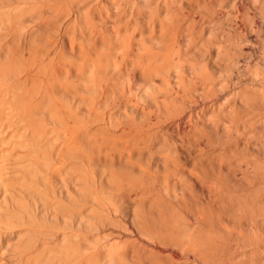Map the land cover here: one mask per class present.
Returning a JSON list of instances; mask_svg holds the SVG:
<instances>
[{
  "label": "bare ground",
  "instance_id": "1",
  "mask_svg": "<svg viewBox=\"0 0 264 264\" xmlns=\"http://www.w3.org/2000/svg\"><path fill=\"white\" fill-rule=\"evenodd\" d=\"M225 1L0 0V264H264V0Z\"/></svg>",
  "mask_w": 264,
  "mask_h": 264
},
{
  "label": "rangeland",
  "instance_id": "2",
  "mask_svg": "<svg viewBox=\"0 0 264 264\" xmlns=\"http://www.w3.org/2000/svg\"><path fill=\"white\" fill-rule=\"evenodd\" d=\"M228 1L230 2V0H228ZM250 1H251V0H250ZM250 1L248 0L249 3L247 2V9H248V7H249V10H251V15H252V12H255V11L252 10V9H250V8H253V7L250 6V5H252V3H253L254 1L252 0V1H251L252 3H251ZM226 2H227V0H226L225 3H224L225 5L223 4V5H224V8H225V9H224V8H223V9H224L225 12H226V10H227V11H230V9H231L232 7H233V8L235 7V6H232V5H231L233 1L230 2L231 4L228 3L230 6H229ZM248 4H250V5H248ZM227 5H228L229 7H231V6H232V7L228 10V9H226V8L228 7ZM238 5H240V8H241L243 11H242L241 9H240V10H241L242 12H244L245 10H244L243 6H242L241 4H239V3H238ZM238 5H237V7H239ZM226 6H227V7H226ZM229 7H228V8H229ZM249 10H248V13L250 14V11H249ZM249 14H247L248 17H249ZM255 17H256V16H255ZM250 18H251V17H250ZM250 18H246V20H248V19H250ZM210 19H212V17H210ZM210 19H209L208 21H209V22H210V21L213 22V19H212V20H210ZM240 19L243 21L245 18L240 17ZM257 19H258V20H257ZM257 19H256V18L254 19V18L252 17V19H250V20H248V21L251 22L252 20H255V21L257 20V21H256V22L258 23L257 25H260V27H262V30H263V29H264V25H262V24H263L264 22H262V21H264V18H257ZM261 19H263V20H261ZM246 20H244L245 22L243 21L245 24L247 23ZM205 21H207V19H206ZM208 21H207V22H208ZM260 21H261V22H260ZM207 22H206L207 27H209V26H210V27H211V26L214 27V24H213L214 22H213V23L210 22V24H209V22H208V23H207ZM256 22H254V21L252 22V23L255 24V25H254L255 28L257 27ZM259 22H260L261 24H259ZM212 24H213V25H212ZM208 25H209V26H208ZM246 25H247V24H246ZM234 26H235V25H233V27H234ZM237 27H238V26H236V28H237ZM245 27H247V26H245ZM258 27H259V26H258ZM258 27L256 28L257 30H258ZM260 27H259V30L257 31L258 33L256 32L257 34H260V32L262 31V30L260 31V29H261ZM234 28H235V27H234ZM236 28H235V29L232 28V30H234V31L231 30V31H232L231 33H232V34H233V32L236 31ZM210 29H211V28H210ZM237 29L240 30L239 27H238ZM241 31H242V32H241ZM241 31H238V32L243 33L244 30H241ZM246 31H247V30H246ZM236 32H237V31H236ZM263 32H264V31H262V33H263ZM56 34H58V35H56ZM61 34H62V33H61ZM61 34H59V33H55V35H54L55 37H54V38L52 37V36H53V35H52L51 37H52L53 39H51V41H53V40L56 39V38H57V40H60V39L62 40V37L59 36V35H61ZM207 34H208V33H207ZM243 34L245 35L246 33L244 32ZM243 34H240V33L238 34V33H237V37H235L236 35H235V33H234V36L232 35L231 38H232L233 42L237 40L236 43L234 42L235 44H234V43L232 44V46H233L232 48H233V49H234V47H236V48H237V47H240L241 44L243 45V46L240 47L241 49H239V50H240V52H244L245 54H244V53H239V54L236 53V52H238V50H237L238 48H237V49H236V52H235V56H236V57H234V58H235V61L237 62V61H238V58L241 57V58H239V61H238L239 63H238V64H241L242 67H243V69H244V66H245V67L247 66V62H246L247 59H249V60H248V61H250L249 63L252 64V67H254V65L256 64L255 62H256L257 60H260V59H258V58H262V56H263L262 53H264V49H263V48H264V46H263V44H264V43H263V42H264V38H263V37H264V34H263V35H262V34L259 35V36H261V37L263 38V39H262V38L260 37V38H261V42L259 41L260 38H258V39H257V38H256V39L254 38V41H253V40H248V41H247V40H246L247 34H246V37H245ZM240 35H242V36H240ZM56 36H57V37H56ZM207 36H210V35L208 34ZM207 36H205V37L208 38ZM238 36L241 38V40H243L244 43H243V42H242V43L239 42V41H241V40H240V38H238ZM243 36H244L245 38H243ZM210 37H212V36H210ZM234 37L236 38V40L233 39ZM58 38H59V39H58ZM242 38H243V39H242ZM238 39H239V40H238ZM244 39H245L246 41H245ZM61 40H60V42H61ZM249 41H252V42L247 43V42H249ZM53 42H55V40H54ZM60 42H59V43H60ZM255 42H256L257 45H258L259 42H260L261 44L263 43V44H262V47H263V48H261V49H263V50L260 49L261 44L259 45V47H257V45L255 44ZM257 42H258V43H257ZM51 43H52V42H51ZM238 43H239L240 45H239ZM253 43H254L255 46L259 49V51H258V49L255 48V46L253 45ZM52 44H53V43H52ZM54 44H57V42L54 43ZM245 44H246V46L244 47ZM247 44H248V46H250L251 49H250L249 47H247ZM250 44H251V45H250ZM235 45H238V46H235ZM242 47H243V49H242ZM246 48H247L248 50H247ZM253 48H254V49H253ZM252 49H253V50L256 49V50L253 51ZM234 50H235V49H234ZM241 50H243V51H241ZM260 50H261V51H260ZM247 51H248V53H247ZM252 51H253V52H252ZM258 53H260V54H259V55H256V54H258ZM197 55H199V54H197ZM239 55H240V56H239ZM250 55H251V56H250ZM238 56H239V57H238ZM246 56H247V57H246ZM251 57H252V58H251ZM196 60L199 61V57H198ZM242 60H243V61H242ZM251 60H252V61H251ZM198 61H195V63L198 62ZM200 61H201V59H200ZM240 61H241L242 63H241ZM244 62H245V63H244ZM254 63H255V64H254ZM258 63H259V62L257 61V64H258ZM197 64H198V63H197ZM201 64H202V62H200L199 65H201ZM257 64H256V65H257ZM241 65H239V66L241 67ZM243 65H244V66H243ZM223 66H224V65H223ZM250 66H251V65H250ZM257 66H258V65H257ZM257 66H256L255 68H258ZM242 67H241V68H242ZM224 68H225V69H224ZM241 68H239V72H237L238 74L240 73L239 75L236 73V70H234V72L236 73V76H238L239 79H238L235 75H234V78H232V77H233V76H232V75H233V74H232L233 72H232V73L229 72L231 77H230V76L228 77L226 74H225V75L227 76L228 79L230 78L229 80H232V79H233V81H234V80L237 81V82H234V83H237V84L242 83V84H244L243 82H245L246 80L243 78V76L246 77V79H247V74H246L247 71H245L247 67L244 69L245 72H244L243 70H241ZM223 69H224V71H223L224 73H227V72H228V71H226V70H228V69H226V67H222V70H223ZM229 71H230V70H229ZM241 71H243V74L241 73ZM229 73H227V74H229ZM244 73H245V74H244ZM222 74H223V73H222ZM231 74H232V75H231ZM241 74H242V75H241ZM245 75H246V76H245ZM223 76H224V74H223ZM226 76H224V78H223V80L225 79V80H224V83H226V82L229 81V80H226ZM240 76H241L242 78H241ZM235 77H236V79H235ZM243 80H244V81H243ZM239 81H240V82H239ZM136 82H138V83H136V84H139V85H140V83H142L141 81H138V78H137ZM229 82H230V81H229ZM229 82H228L227 84H233V82H231V83H229ZM238 82H239V83H238ZM222 83H223V81H222ZM222 83H221V86L223 85ZM227 84H226V85H227ZM139 85H138V86H139ZM224 85H225V84H224ZM226 85H225V86H226ZM245 85H246V83H245ZM227 87H228V85H227ZM209 98H210V97H209ZM210 99H211V98H210ZM210 99H209V100L207 99L209 105L212 104V103L210 102ZM224 99H226V97H224ZM211 101H212V99H211ZM209 102H210V103H209ZM189 111H190V110H189ZM199 111H200V109H198V111H193L194 115H196V113L199 112ZM187 112H188V111H187ZM187 112H186V113H187ZM188 113H189V112H188ZM188 113H187V114H188ZM193 113H190V114L193 115ZM190 114H188V115H190ZM188 115H187V117L184 116L185 118H183V121L185 120L184 122L187 124V126L189 125L187 122H189V119L191 120V117H192L191 115H190V116H188ZM194 115H193V117H192V119H193L192 121L198 119V118H197V115H196V116H194ZM189 117H190V118H189ZM194 117H196V118H194ZM186 118H187V119L189 118V119L187 120V122H186ZM192 121H191V122H192ZM184 122H183V127H184V125H185ZM191 122H189V123H190L189 126H191ZM172 123H174L175 126H174V124H170V126L173 125L172 127L175 128V129L177 130L176 133H178V129H180L179 132H180V131L182 132V130H183V129H182V126H181L182 124L180 125V123H179V125H178V124L176 125V122H172ZM177 123H178V122H177ZM177 126H178V128H177ZM180 126H181V127H180ZM187 126L185 125V127H187ZM179 127H180V128H179ZM187 128H189V127H187ZM175 129H174V130H175ZM176 130H175V131H176ZM179 134H180V133H179ZM177 136H178V137H180V136L182 137V136H184V135H177ZM181 137H180V138H181ZM186 142H187V141H186ZM263 147H264V146H263ZM263 149H264V148H263ZM239 170L241 171V169H239ZM240 171H238V172L236 171V173H237V174H236L237 178H241V177H243V173H240ZM241 172H242V171H241ZM234 173H235V172H234ZM240 174H242V176H241ZM239 176H241V177H239ZM190 183H192V182H190ZM190 183H189V184H190ZM191 186H192V184H191ZM196 189H197V188H196ZM202 189H203V187H202ZM202 189L200 188L201 192L203 191ZM200 190L197 191V194H198V192H199ZM201 192H199V193H201ZM206 192H207V190L205 191L204 194L202 193V194L205 196V198L207 197L206 195H208V193H206ZM194 194H195V193H194ZM205 194H206V195H205ZM203 195H202V197H203ZM195 196H198V195H195ZM200 196H201V194L199 195V197H200ZM199 197H197V198H199ZM203 198H204V197H203ZM203 198L200 197L201 200H203ZM205 198H204V199H205ZM200 199H199V201H201ZM207 199H208V197H207ZM203 201H204V200H203ZM205 202H206V201H205ZM205 202H204V203H205ZM120 210H121V209H119V211H120ZM119 211H117V213H118ZM123 211H124V210H123ZM126 211H127V210H126ZM126 211L124 212L125 214H123V212L121 211V212H119V215H116V216H117V221H113L112 218H113V217L116 218V216H115L114 213H112V211H111L112 214H111L110 212L108 213V212L106 211L105 214L107 213V215H105V214H104L105 216L100 215V216H102V218H104V217H106V216L108 217V216H110V215H113V216H110V218L112 217L110 220H112V222H113L112 225H113V226H112V225H110V226L108 225V223L110 224V222H108L107 224L104 223L105 226L102 225V226H100V227H102V228L104 229V227H106V226L108 225V226H107L108 228H105L106 231L100 228L101 230L99 229V231H105V232H103L104 235H100V233H99V235H100L101 237H99V235H98V237H99V238H102V236H103V238H104V237H106V236H105L106 233H107V235H108V234L111 233V230H112V232H114L115 229H122L123 227H125L126 224H127V225L130 224V226H127V225H126V226H127L128 228L131 227V228L134 230V231H132V232H135V229H136L135 225H136V224L133 225L134 222H133V220L131 219L132 217H131L130 213H129L128 211H127V213H126ZM120 213H121V214H120ZM127 214L130 215V216H129L130 218L127 217V216H128ZM126 215H127V216H126ZM107 217H106L105 219L108 220V221H110L109 218L107 219ZM189 217H190V216H189ZM115 218H114V219H115ZM105 219H104V221L106 222ZM129 219H131V220H129ZM92 220H93V219H92ZM100 220H101V218H100ZM115 220H116V219H115ZM93 221H94V220H93ZM101 221H102V220H101ZM130 222H131V223H130ZM101 223H103V222H101ZM115 223H116L117 225H115ZM132 223H133V224H132ZM96 224H97V223H96ZM99 224H100V223H99ZM99 224H97L98 227H99ZM131 225H132V226H131ZM97 226H96V227H97ZM120 227H121V228H120ZM133 227H134V228H133ZM114 228H115V229H114ZM131 228H129L128 231H129V230H132ZM109 229H110V230H109ZM125 229H126V228H125ZM107 230L110 231V233L107 232ZM113 230H114V231H113ZM122 230H124V228H123ZM95 232H98V231H95ZM95 232L93 231V233H92V232H89V233H91V234H95ZM129 232H131V231H129ZM101 233H102V232H101ZM91 234H89V235H91ZM97 234H98V233L95 234V237H97V236H96ZM131 234H132V233H131ZM113 235H114V234H113ZM113 235H112V233H111V236H113ZM114 236H115V235H114ZM114 236L110 238V235H109V237L107 236L106 239L110 238L109 240H113V239L116 238V237H114ZM134 236H135V235H129V237H130L129 239H135L136 237H134ZM92 237L95 238L94 235H93ZM92 237H91V238H92ZM119 239H120V238H119ZM93 240H94V239H93ZM131 241H132V242H130V243L128 242L127 245H133V247H134V245H136V243L133 242V240H131ZM132 243H133V244H132ZM136 246H138V245H136Z\"/></svg>",
  "mask_w": 264,
  "mask_h": 264
}]
</instances>
